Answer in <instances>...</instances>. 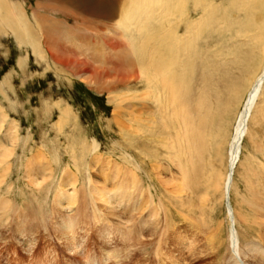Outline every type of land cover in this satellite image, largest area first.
Instances as JSON below:
<instances>
[{
  "label": "rangeland",
  "instance_id": "374dc122",
  "mask_svg": "<svg viewBox=\"0 0 264 264\" xmlns=\"http://www.w3.org/2000/svg\"><path fill=\"white\" fill-rule=\"evenodd\" d=\"M13 1L21 7L19 9L22 16L24 15L23 24L25 23L28 37L22 29L20 34L24 37L21 35L17 37L5 23H0V108L4 113V120L0 122V198H3L4 201L7 199L6 203L2 200L3 204L0 205V264H90L91 261H96L97 264H142L143 261H146L143 254H149L150 258L154 257L152 252H140L137 243L131 244V241L134 240L132 239L134 238L133 231L138 228L140 217L144 218L145 212L148 210H142L144 208L142 203L144 204L150 198V200H155L156 204L161 205L159 200H162L161 202L164 200L166 202H163L165 209L171 207L172 212L178 214L176 208L172 206L174 200H188L187 192L182 189L181 185L182 173L175 168L176 166L172 164L171 167V164H167V162H163V165L161 164L159 167L154 166V168L146 158V162L142 163L144 167L134 171V177L130 175L131 167L128 166L129 163L124 158L127 142L124 139L123 131L113 118L116 103L108 102V92L105 89L102 88V91H99L97 86L81 81L78 76L81 72H78L75 66H63L56 62L50 56V49L45 43V35L42 32V29L51 30V35L48 34V42L53 46H63L62 48L66 50L65 56L76 57L80 61L81 59L82 61L86 60L88 64L102 68L101 70L108 69L110 59H104V67H102V62L98 59L99 52L104 46H107L105 43L111 39L120 40L122 45H127L125 39L121 38V40L120 37L114 36L110 32L116 29L124 2L127 4V1ZM243 1L200 0V6L198 10H193L195 14L192 16L206 19L207 10L213 9L212 22L225 19L227 30L234 34L241 27L236 29L233 26L239 25V22L247 15L260 18L258 12L255 13L254 9L245 6ZM8 3L9 1L6 0L7 8ZM156 18L157 15H153L149 20V30L153 33H155L154 26L150 27V24H155ZM24 20L26 21L24 22ZM50 26L53 28L51 29ZM19 27L21 26L19 25ZM30 31L33 35L34 45L28 42L30 41ZM74 41L88 44L87 46L94 50L92 54L96 56V60H94L95 57L86 59L84 55H80L78 47L72 44ZM219 41L217 32L209 35L204 32L203 40L200 42L201 49L206 54L209 48L213 49V45H220ZM245 44L243 38L235 42L224 63H220V58L214 56L212 52L210 58L205 59L204 64L202 61L204 59H199L196 62L197 67L193 72L196 75H193L192 88H190L189 102L192 101L190 104L193 108L191 110L196 111L197 103L200 104L207 99V102L211 100L209 102L212 104V108L223 110L221 113H216V118L219 116L218 124L215 120L216 124L214 123L211 127H216L224 122L228 135L234 129L238 109H242L241 105L245 101V90L251 78V69L260 61L264 62L263 56L251 54L247 62L240 66L238 57ZM33 46L37 47L36 51V47ZM209 61L213 65H210ZM204 65L206 66L204 67ZM240 68L245 69L246 72H240ZM227 79L232 83L229 84ZM113 89L116 92L126 91L123 86H116ZM200 95L203 97L201 98ZM216 99L221 102L218 103ZM66 107L70 109L69 118L65 123L63 121L58 124L59 114ZM217 114H223V116ZM14 128L15 130L12 131ZM14 136L15 139H13ZM260 137H262L261 141ZM93 141L99 144L96 150L90 149ZM249 142L246 137L240 161L246 158L247 149L251 148ZM83 143H86V150H81ZM258 143L262 151V154H258V156L260 155L261 158L260 156L259 158L262 160V157L264 158V123L260 130ZM134 154L136 157L140 156L137 149ZM219 160L212 166L224 175L227 166V149L224 159ZM75 165L80 166L79 173L74 168ZM125 168H129V171L128 169L124 170V172H128L126 174L123 172ZM89 169L91 170L89 171ZM86 173L87 178L90 177V181L92 177V184L87 180ZM69 174L70 176H68ZM74 174L77 177L76 181L72 177ZM146 174H149L148 177ZM243 175H245L244 167L237 165L234 173V187L237 189L231 192V203L234 207L238 200H241L242 194L248 198L251 197L250 188L252 190L256 188L255 185L264 186L262 184L263 173L260 178L249 174L250 185L254 184L252 187L248 184L249 181L245 183ZM121 177H124L123 182L118 179ZM132 183L133 185H130ZM201 183L196 186L192 200L212 201L214 204L213 219L224 223L223 236L225 237V232L230 231L232 223L231 218H226L227 208L221 191L209 190V194L208 192L205 194L204 182L201 181ZM131 186L136 189H134V193L131 191ZM95 188L96 190H94ZM97 189L100 192L109 190L108 194L112 196L110 200L113 201L111 203L115 205L112 213H110L111 210L107 207V203L98 201L101 199V193L99 192L98 195ZM92 191H94L93 194ZM139 191L140 196H138ZM58 192H61L62 197ZM127 195H132V200L136 196L135 200L141 202L139 213L133 214V212H129L130 209L121 207L123 204L116 202V200H127ZM57 199L65 200V204L71 202L67 203L70 204V207L72 205L71 211L68 213L75 219L73 218V238L70 239L71 241L69 240V244L66 241L67 236L64 238L66 232L61 231L57 226V222L60 223V214H65L61 206L54 204L53 200ZM92 200L94 201L92 202ZM91 210L93 212L99 210L101 213L97 211L93 213ZM158 212L159 216L164 218L165 210L159 209ZM109 216L111 217L109 218ZM178 221L177 226L179 227L181 224L180 227H183V221ZM122 224H125L124 228ZM134 224L135 228L131 227ZM105 226L108 233L103 235L102 229ZM129 233L131 234L128 235ZM123 236L125 237L123 238ZM108 251L109 253H107ZM130 251L132 256L130 255L129 260L126 253ZM118 253L120 256L117 255ZM182 264L188 263L185 261Z\"/></svg>",
  "mask_w": 264,
  "mask_h": 264
},
{
  "label": "bare ground",
  "instance_id": "6f19581e",
  "mask_svg": "<svg viewBox=\"0 0 264 264\" xmlns=\"http://www.w3.org/2000/svg\"><path fill=\"white\" fill-rule=\"evenodd\" d=\"M8 1L7 8L5 6L6 0H0V23H5L15 36L19 37L23 30L26 33V37H28L27 30L24 26L25 23L23 24L24 15L22 16V13H20V6L13 0ZM126 1L127 4L124 2V8L121 12L119 22L115 27L116 29L110 32L114 36L120 37V39H125L127 45H122L121 41L115 38L117 41L111 39V41L105 43L107 46H104L99 52L98 59L102 62V65L106 59H110V67L108 69L101 70L102 68L94 67L88 64L86 60L82 61L81 58L80 61L76 57L65 56L66 50L62 48L63 46H53L48 42V34L51 30L42 29V32L45 35V43L50 49V56L56 62L63 66H75L78 72H81L78 75L81 81L97 86L99 91H102V88L105 89L108 92V102L116 103L113 118L121 131H123L124 139L127 142L124 158L129 163L128 166L131 167L130 172L133 174L130 173V175L134 177V171L137 169L141 170V167H144L142 163L144 164L146 162V158L149 159L148 161L153 167H159L163 162H167V164H171V167L172 164L176 166L175 168L182 173V178L180 177L181 185L183 186L182 189L187 192L188 200H174L172 206L176 208L178 214L172 212L171 207H166L168 209H165L164 200L163 202L159 200L161 205L156 204L155 200H150L148 197L150 196L149 194L147 195L149 200L145 201L147 205L142 203L144 206L141 205V202L139 203L138 200H135L136 196L132 200V195H127V200H116V202L123 204L121 207L130 209L129 212H133V214L137 213L141 209V206L144 207L142 210L148 209L145 212L144 218L137 216L140 217V223L138 224V228L133 231L134 238L132 239L135 241H131V244L137 243L140 252L148 251L153 253L154 257L151 258L149 254H143L146 261H143L144 263L142 262V264H182L185 261L188 264H264V186L255 185L256 188L257 186L259 188H253L252 190L250 188L251 197L248 198L242 194L240 196L241 200H238L235 207L231 203V192L235 189L234 173L237 165L244 167L245 175H243V180L245 183L249 181V185L251 180H249L248 176L250 173L256 178H260L261 174H264V158L262 157L261 160V156L259 155L260 158L258 156V154H262L260 146L258 145V139L262 124L264 123V62L260 61L251 69V78L245 90L246 98L241 105L242 109H238L235 126H233L234 129L229 135L224 122H222L223 125L220 123L216 127H211L214 123L216 124L219 118V116L216 118V113H221L223 111L222 109L215 110V107L212 108V104L209 102L211 100L207 102V99L200 104H195L196 111H193L191 110L192 107L190 104L192 101L190 100L191 102H189V94H191L190 88H192V79L195 74L193 72L197 67L196 62L199 59H204L202 60L204 64V61L210 58V53L212 52L214 56L220 58V63L226 62V56L231 52V46L235 42H238L240 38H243L246 43L240 50L238 57L240 66L247 62L251 54L264 57V0L243 1L245 6L254 9L255 13L258 12L260 18L258 16L256 18L247 15L239 22V25L233 26L236 29L241 27L234 34L227 30L225 19H218L212 22L211 13L213 9L207 10L206 19L202 17L194 18L192 16L195 14L193 10H198L200 0ZM153 15H157L156 23H151L150 27L154 26L155 33L149 30V20ZM50 28L52 29L53 27L50 26ZM181 31H183L182 34H179ZM204 32L207 35L217 32L218 38L220 39V45H213V49L209 48L206 54L200 45ZM21 36L24 37L23 35ZM29 37L30 41H27L34 45L31 31ZM72 44L78 47L81 52L80 55H84L86 59L95 57L94 60H96V56L92 54L94 50L89 48L87 46L88 44L80 41H74ZM36 49L37 47L35 51ZM88 62L90 63V60ZM208 63L210 65L212 64L210 61ZM240 72L246 71L240 68ZM227 80L229 84L232 83L229 79ZM116 86H123L126 88V91L116 92L113 89ZM226 89L228 90L229 88ZM230 91L232 92V90ZM203 92L205 91L203 90ZM233 96L235 95L233 94ZM240 100L239 97V102ZM217 102L220 103L221 100L218 99ZM69 113V107L62 109L57 123L60 124L63 121L65 123L69 118ZM3 114L0 108V122L4 120ZM220 116H223V114ZM246 137L250 141L251 148L247 149L246 158L240 161L243 142ZM13 139H15V136ZM97 146L99 144L93 141L90 149L96 150ZM86 149V143H83L81 150ZM135 149L139 151L140 156H135ZM226 149L227 166L225 174L222 175L212 165L217 160L220 159L219 161H221L224 159ZM79 167L76 165L74 167L78 173L80 172ZM126 169L129 171V168H125L123 172ZM146 175L148 177L149 174ZM72 177H74L73 179L75 181L77 180L75 179L77 178L75 174ZM118 179L121 181L124 177ZM87 180L90 181V177ZM87 180L86 182H88ZM37 181L39 180L37 179ZM37 181L35 182L37 183ZM201 181L205 185V194H207L206 192L209 194V190L221 191L223 201L227 208L226 218H231L232 223L230 231L227 230V233L225 232V237L223 236L224 223L222 221H214L213 219L212 211L214 204L212 201L192 200L195 193L194 190ZM262 181V184H264V180ZM90 182L92 184V177ZM130 185H133V183ZM252 185L254 184L252 183ZM252 185L250 186L252 187ZM131 187L133 189L131 191L134 193L135 187ZM108 191L103 190L96 193L98 195L99 192L101 193V199L98 201L104 204L107 203V207L110 208V213H112L115 205L112 204L113 201L110 200L112 196L108 194ZM58 193L62 197L61 192ZM68 195L70 197V194ZM142 195L143 193L141 197ZM89 196L91 197L90 194ZM138 196H140V191ZM58 198L60 197L58 196ZM0 199V205H2L3 198ZM138 199L140 200L141 198ZM6 200L3 201L6 203ZM53 201L54 204L61 206L65 212L63 215L60 214V223L58 224V221L57 226L61 231L66 232L64 233V238L67 236L66 241L69 244V240L73 238L72 228L74 229L75 219L68 213L71 211L70 208L72 205L70 207V204L67 203L71 202H66L65 204V200L57 199ZM159 209L165 210V213L163 212L164 218L159 216ZM91 212L93 211L91 210ZM97 212L101 213L99 210ZM103 216L105 215L103 214ZM178 220L183 221V227H180L181 224L179 227L177 226ZM98 221L100 222V220ZM119 221L121 222L122 220ZM125 224H122L123 228ZM131 227L135 228V224ZM126 229L128 230V227ZM105 233H108L106 226L102 229V234L104 235ZM120 239L122 238L120 237ZM148 247L151 249H147ZM126 254H128L127 257L130 260L131 251ZM117 255L120 256L119 253ZM97 263L96 261L90 262V264Z\"/></svg>",
  "mask_w": 264,
  "mask_h": 264
}]
</instances>
